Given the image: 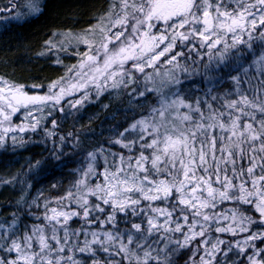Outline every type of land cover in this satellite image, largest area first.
I'll list each match as a JSON object with an SVG mask.
<instances>
[{
  "label": "snow or ice",
  "instance_id": "1",
  "mask_svg": "<svg viewBox=\"0 0 264 264\" xmlns=\"http://www.w3.org/2000/svg\"><path fill=\"white\" fill-rule=\"evenodd\" d=\"M23 8L15 19L42 14L43 0H23ZM97 32L99 41L90 38ZM257 38L264 41V0H111L82 35L45 41L42 54L57 64L61 52L79 57L45 93L0 78V146L6 138L23 146L28 132L55 137L57 120L48 116L77 92L74 108L92 90H127L141 107L157 96L146 115L114 133L110 145L123 151L88 152L71 188L45 199L42 213L22 195L11 217H0V264H264V52L247 66L229 64ZM73 40L84 50L70 52ZM191 53L224 75L187 85L188 62L199 63ZM164 65L171 70L161 74ZM226 78L232 87L220 94Z\"/></svg>",
  "mask_w": 264,
  "mask_h": 264
},
{
  "label": "trees",
  "instance_id": "2",
  "mask_svg": "<svg viewBox=\"0 0 264 264\" xmlns=\"http://www.w3.org/2000/svg\"><path fill=\"white\" fill-rule=\"evenodd\" d=\"M5 2L0 0V7L8 6ZM43 5L42 14L0 27V78L3 80L32 87L34 84H50L62 77L69 59H64L63 64H56L51 56L42 54L45 41L54 33L85 32L107 13L110 0H43ZM251 43L255 56L247 46L240 45L244 49L243 53L234 50L230 54L229 64L235 66L239 62L247 66L264 52V41L257 38ZM204 64H208L207 55L201 60V65H188L194 71L186 81L187 85L195 82L203 88L206 76L218 78L224 75L217 70L215 63L207 69ZM232 74L235 75V72ZM231 87V80L226 78L225 83L219 86L220 94ZM184 90L189 91L187 87ZM131 101L127 90H124L116 95H101L77 114L69 112L66 116H60L55 110L54 115L48 116V120H57L55 137L49 138L43 131H39V134L33 133L32 140L23 146H14L10 140L0 146V181H11L8 184L0 183V217L10 218L12 211L19 207L16 202L22 195L29 203L37 199L39 204L46 198L54 200L64 195L77 178L75 170L81 167L82 157L86 158L88 152L95 151L101 145L123 151L118 145H110L114 133L123 131L134 119L149 111L145 102L141 107L138 103L133 105ZM154 101V95L149 94L147 105H152ZM46 126L51 128L50 123ZM61 136L65 137L63 142ZM53 142L59 154L58 160L51 154ZM37 161L41 163L37 165ZM240 208L247 213L248 206L240 205ZM30 210L40 213V207L36 205ZM79 222L75 220L71 223L73 227H79Z\"/></svg>",
  "mask_w": 264,
  "mask_h": 264
},
{
  "label": "rangeland",
  "instance_id": "3",
  "mask_svg": "<svg viewBox=\"0 0 264 264\" xmlns=\"http://www.w3.org/2000/svg\"><path fill=\"white\" fill-rule=\"evenodd\" d=\"M12 2L15 3L16 5H20V7H19V8H16V9H11V5L9 4V8H10V10H9V11H5V12H3V13H0V27H1L2 25H5V24L9 23V22H19V21L21 22V21H24V20H29L30 18L34 17V16H27V17L24 18V19H20V20L15 19L14 17H16L17 12H20V13L23 14V13L26 12V10L23 8V0H12ZM110 4H111V0H110ZM109 7H110V5H109ZM109 7H108V10H107L106 12L109 11ZM104 16H105V15H103L102 17H104ZM100 19H101V18H99L97 21H99ZM96 24H97V22H96L94 25H96ZM94 25H93V26H94ZM93 26H92V27H93ZM92 27H90V28H92ZM90 28H89V29H90ZM89 29H88V30H89ZM86 31H87V30H86ZM86 31H85V32H86ZM64 33H69V32L56 33V34H64ZM83 33H84V32H82V33H71V34H73V35L75 36V35H82ZM90 38H93V39H95L96 41H99V39H100V34L97 32L96 35H95L94 37H90ZM61 39H63V36H62V35H61ZM46 47H47V46L45 45V47H44V49H43V53H45V51H46ZM78 50H81V51L84 50V45H83V44H80L79 47L77 48V47H76V42L73 40V41H72V44H71V46H70L69 51L72 52V51H78ZM204 50H205V49H204ZM201 51H203V50H201ZM44 55L51 56V57L54 59V62H55L56 57H55L54 55H52L51 53L44 54ZM59 55L61 56V59L63 60V63H64V59L72 60V62H70V61L68 60V65H67V67L65 68L64 75H63V76H65V74H66L67 71H68V68L72 67V65L77 64V63L79 62V57L76 56V55L67 54V53H64V52L59 53ZM191 56H192V58H193L194 60L199 61V63L196 64V65H198V66L201 65V59H200L199 56L196 55V53H191ZM162 59H163V58H162ZM63 63H62V64H63ZM56 64H57V63H56ZM190 64H191V61L188 62V65H190ZM211 69H214V67L211 68ZM169 70H171V65H164L163 67H160V73H161V74H163L164 72L169 71ZM146 71H148V72H152L153 70H152V69H146ZM210 74H212V73H210ZM182 76L184 77V74H183V73H181V77H182ZM161 79H162V77H156L157 84L160 83V80H161ZM57 80H58V79H57ZM55 81H56V80H55ZM9 83H10V82H9ZM11 84H12V83H11ZM50 84H51V83H50ZM48 85H49V84L44 85V86H42V88H40V89H34V88H32V87H25V90H26L29 94H43V93H45V92L47 91ZM168 90H169V89H168L167 87L164 89L165 92H167ZM120 91H124V90H111V91L104 92L103 94L109 93V94H111V95H116V94H118ZM103 94H101V95H103ZM152 94L154 95V98H155L154 103H155L156 100H157V96H156L155 93H152ZM82 95H83L82 92H77V93H75V94H73V95L65 96L64 100H62L61 103H62V104H69V106H68V107H64V111H63V112H61V111L59 110V106H57V111H58L59 115H60V116H66L67 113H69V112H72L73 114H77L81 109H83V108L86 107L87 105H90L91 103H94V101L98 100L99 97L101 96V95H99V96L97 97V94H96L95 90H92L91 93H90L89 99L86 100V101H84V103H83L82 106L78 105L77 107L74 108V107H72V105H71L70 103H68L69 101H75L76 99H78V98H79L80 96H82ZM131 102L133 103V105L137 103V101H135V100H132ZM154 103H152V105H153ZM137 105H140V104H137ZM145 105H146L145 107H148V110L150 111L152 105H147L146 102H145ZM48 111H52L51 108L46 109V112H48ZM149 111H148V112H149ZM36 115H40V113H36ZM52 115H54V111H52ZM145 115H146V114H145ZM20 122H21V121H20V120H17L16 117H13V123H20ZM32 134H33V133L28 132V133H25L24 135H25V137H28V136H31ZM11 135H12V134L10 133V134H9V137H10ZM9 140H10L11 142H13L10 138H6V142H8ZM17 144H19V143H17ZM85 163H86L85 158L82 157V164H81V166H84ZM46 199L49 200V198H46ZM42 211H43V203L40 204V213H41ZM79 225H80V222H79L78 226H79Z\"/></svg>",
  "mask_w": 264,
  "mask_h": 264
},
{
  "label": "bare ground",
  "instance_id": "4",
  "mask_svg": "<svg viewBox=\"0 0 264 264\" xmlns=\"http://www.w3.org/2000/svg\"><path fill=\"white\" fill-rule=\"evenodd\" d=\"M5 4L9 6V4H10V0H6ZM24 21H25V20H24ZM19 22H20V21H19ZM21 22H22V21H21ZM9 23H11V22H9ZM7 24H8V23H7ZM5 25H6V24H5ZM2 26H4V25H2Z\"/></svg>",
  "mask_w": 264,
  "mask_h": 264
}]
</instances>
